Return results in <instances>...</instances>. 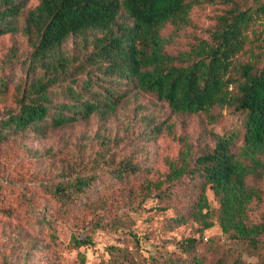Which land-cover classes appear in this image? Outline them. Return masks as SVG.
<instances>
[{
    "label": "trees",
    "instance_id": "trees-1",
    "mask_svg": "<svg viewBox=\"0 0 264 264\" xmlns=\"http://www.w3.org/2000/svg\"><path fill=\"white\" fill-rule=\"evenodd\" d=\"M206 6L216 8L206 36L169 52L162 28L167 23L181 27L193 7ZM263 26L264 0H37L28 9L23 0H0V38L20 33L31 46L23 60L30 77L15 107L0 118V142L30 128L41 132L93 114L108 117L139 92L174 113L208 121L224 108L239 112L240 144L234 132L218 134L205 127L202 136L210 137L211 145L188 147L161 179L143 182L147 190L159 188L160 200L171 198L178 187L185 189L188 208L177 211L173 222L192 217L207 227L208 218L216 216L229 240L217 247L218 258L206 261L197 250L200 239L190 236L175 242L182 256L160 263L138 249L110 246L107 264H245L243 249L262 262L264 219L253 220L249 212L264 197ZM71 38L79 39L73 50L66 45ZM17 49L12 47L15 56ZM159 132L160 124L150 121L144 134ZM137 171L127 161L113 169L119 178ZM94 180L95 175L77 176L44 189L67 204ZM74 240L91 242L89 237Z\"/></svg>",
    "mask_w": 264,
    "mask_h": 264
},
{
    "label": "rangeland",
    "instance_id": "rangeland-1",
    "mask_svg": "<svg viewBox=\"0 0 264 264\" xmlns=\"http://www.w3.org/2000/svg\"><path fill=\"white\" fill-rule=\"evenodd\" d=\"M23 1L25 9L37 3ZM215 10L214 6L193 7L183 26L167 23L161 30L169 39L166 49L174 53L205 37ZM77 40L66 43L69 50ZM13 46L18 47L16 56ZM30 50V42L20 33L0 38V118L15 107L19 91L29 80L23 60ZM204 118L174 113L163 101L139 92L108 117L93 114L59 128L41 132L30 128L2 139L0 264H107L110 246L135 248L161 263L166 257L182 256L175 242L190 236L200 239L198 253L208 262L215 261L219 244L229 242L216 216L208 218L207 227L192 217L173 222L177 211L188 208L185 189L178 187L171 198L160 200L159 188L147 190L143 185L146 179H161L188 147L211 145L212 139L202 136L205 127L218 134L234 132L241 143L239 112L224 108L215 120ZM150 121L161 128L154 137L144 134ZM125 161L137 165L138 171L119 178L113 169ZM89 175H95L92 186L67 204L44 189ZM207 195L214 206L212 194L207 191ZM251 207L253 220L264 219V197ZM86 237L90 243L74 240ZM241 259L245 264H264L251 249H243Z\"/></svg>",
    "mask_w": 264,
    "mask_h": 264
}]
</instances>
